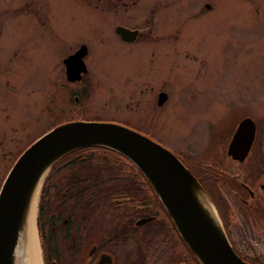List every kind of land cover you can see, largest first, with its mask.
I'll list each match as a JSON object with an SVG mask.
<instances>
[{
	"label": "rangeland",
	"instance_id": "374dc122",
	"mask_svg": "<svg viewBox=\"0 0 264 264\" xmlns=\"http://www.w3.org/2000/svg\"><path fill=\"white\" fill-rule=\"evenodd\" d=\"M25 1L33 4L32 0ZM42 1L44 9L40 20L47 22L42 35H37L41 28L37 30L32 16L14 13L6 15V22L3 20L4 33H9L5 42L11 43L15 52L9 63L12 75L8 76V86L0 81V92L8 102L5 106L8 120L19 122L21 126L6 134L12 141L0 145V184L15 158L30 142L65 121H126L131 129L166 147L184 164V159L188 158L194 166L206 163L207 154L212 151L207 145L210 139L201 142L206 127L209 131L206 135L214 137L211 133L219 124L231 122V119L226 121L229 90H234V122L243 115L264 121V0H140L125 12L113 14L98 13L76 0ZM4 2L0 0V10ZM20 2L13 0V8ZM203 2L209 4L208 8L201 6ZM196 5L206 12L199 18L184 21V35L177 39V43L181 39L189 42L186 57L185 52L166 53L165 58L172 60L155 62L152 70L143 61L145 46H130L129 51L121 52L124 46L114 37V23L141 24L146 11L152 9L161 18L154 32L161 28L173 34L178 28L175 16L196 9ZM32 10L37 12L36 8ZM164 16L173 19L165 20ZM50 29L60 40L54 47L49 43L53 37L49 35L52 34ZM81 41L87 44L89 51L85 59L86 72L78 82L70 83L63 78V67L58 62L60 92L54 96L51 80L57 60L53 52L61 53L62 57L73 43L77 48ZM3 58L1 52L0 62ZM202 61L206 66L203 73V67L196 66ZM138 70L140 76L156 75L158 81L160 78L165 83L164 90H168L169 96L166 107L158 108L154 99L141 90L137 96H129ZM216 77L220 79V99L212 97ZM82 88L85 93L77 95ZM145 120L153 124L150 126ZM94 167L97 166L93 165V172ZM96 174H103L102 170ZM256 214V211L244 210L241 221L227 227L239 256L252 264L255 262L244 256L264 250V216L262 223ZM217 217L222 225L218 213ZM145 226L139 228L140 235L148 229V239L159 236L156 234L160 230L158 225Z\"/></svg>",
	"mask_w": 264,
	"mask_h": 264
},
{
	"label": "flooded vegetation",
	"instance_id": "af4514ba",
	"mask_svg": "<svg viewBox=\"0 0 264 264\" xmlns=\"http://www.w3.org/2000/svg\"><path fill=\"white\" fill-rule=\"evenodd\" d=\"M76 1L102 14L125 12L140 2V0ZM5 2L3 10H0V53L2 52L4 56V60L0 62V81L7 87L8 76L12 75L9 63L15 50L11 43L5 42V38L9 33H4V31L6 32L5 22L7 20L4 18L7 14L13 15L14 13H21L22 16L26 17L32 16L34 19L33 24L38 26L37 30L41 28L37 33L38 36L44 34L43 31L47 28V22L40 20L41 12L44 9L42 0H35V2L32 0L33 4L21 0L20 5L14 8L13 0H5ZM92 2L95 3L92 4ZM201 6L208 8L209 4L203 2ZM198 7L199 5H196V9L193 7L194 9L190 12H182L183 15L180 17L175 16L178 28L173 34L167 31L164 32L161 28L154 32V28L158 22H161V18L157 17L156 12L150 9L143 16V22L141 23L143 25H129L124 22L114 23L112 27L114 37L120 41V45L124 46L120 49L123 53L129 51L130 46H133V48L141 45L145 46L146 58H143V61L148 63V66H151L153 70L155 66L153 63L158 61L166 63L165 61L172 60L165 58L166 53L178 51L177 54L185 52L183 53L184 57L188 55L189 42L181 39L177 43V39L179 36L184 35V21L189 18H199L206 12L200 11ZM32 8H36L37 12H33ZM163 19L171 21L173 17L164 16ZM117 27L134 31L132 39H123L116 32ZM180 29H182L181 32ZM49 32L52 33L49 35L53 36L49 39V43L54 47L60 40L55 31L50 29ZM28 34L21 33L23 36ZM127 36H130V34ZM37 40L39 41V38ZM72 45L62 57L61 53L53 52V56L57 60L51 80L54 96L59 95L60 92V67L58 62L63 67V78L68 81L65 76L64 60L81 47H83L84 52L80 60L85 71L80 72L78 80L68 82H78L81 75L86 72L85 59L89 54L87 44L81 41L77 48H74V43ZM203 65V61L196 65L198 68L203 67L201 73L206 68ZM135 76L137 80L132 83L133 88L129 96H137L141 90V92H145L150 98L154 99L158 108L166 107L169 96L168 90H164L163 84L165 83L160 78L158 81L156 75L151 78L140 76V70L136 72ZM216 78L212 97L220 99V79L219 77ZM143 83L145 85L141 86ZM83 93H85L84 88L80 89L77 95ZM228 94L230 105L226 107L227 113H225L229 114L226 121L231 119V122L219 124V128L217 127L218 129L211 133L214 137L206 135L208 134V128L206 127V131L203 133L204 137L201 138L203 143L208 142L210 139L207 145L212 148V151L207 154V162L194 166L188 158L184 161L214 203L229 244L233 251L238 253L231 238V232L228 231L227 227L234 225L237 221L240 222L241 213L244 210L256 211L259 216H256L257 214L255 216L263 223L261 218L262 215L264 216V121H257L248 115H243L234 122V90H229ZM42 96L45 98V93ZM160 96L163 97V101L158 104L157 100ZM7 103L6 96L0 92V145H7L12 141L11 137L7 139L6 134L20 128L17 127V125H20L19 122L8 120L5 113ZM156 106L153 109L155 112ZM244 118L252 122L253 133L252 140L250 139V143H247L248 148L244 157L239 158L241 153H237L238 148L245 143L250 126L246 124L244 128L242 127L235 141V144H237L235 147L234 132L239 121ZM112 121L131 128L126 121ZM145 122L148 125L153 124L146 120ZM203 138L205 139L203 140ZM99 169L106 175L103 179L105 181H101L95 187L93 186L92 176L93 165L84 161L74 163L71 158L61 166L59 178L56 180L54 187H51V190L52 183L50 185L46 182L42 185L41 202H43V210L41 214L38 213L36 231L43 264H188L185 255L188 248L178 235L162 206L155 202L154 197L151 195V189H148L150 191L148 196L131 180V176L121 177L120 174L115 173L110 168L107 171L103 167ZM107 178L111 181H108ZM44 188L45 192H43ZM47 193L50 195L51 202L48 206H45ZM152 223L159 226L160 230L156 233L159 235L157 238L153 235V238L148 239L146 235V232H149L148 229L142 231L141 235L139 234L140 227L149 226ZM151 234L154 233L151 232ZM244 257H249L253 263L255 262L254 264H264V250L259 254L255 253Z\"/></svg>",
	"mask_w": 264,
	"mask_h": 264
},
{
	"label": "water",
	"instance_id": "95a60500",
	"mask_svg": "<svg viewBox=\"0 0 264 264\" xmlns=\"http://www.w3.org/2000/svg\"><path fill=\"white\" fill-rule=\"evenodd\" d=\"M116 32L126 40L134 35L122 27H117ZM83 52L81 47L64 60L68 81L78 80L80 72L85 71L80 60ZM162 101L163 97H158L157 103ZM246 124L250 126L249 133L238 148L239 158L244 157L247 143L252 140V122L247 118L240 120L234 132L235 147ZM91 146L117 152L140 171L199 264H252L232 250L208 195L170 150L119 123L81 120L62 122L45 131L19 153L7 170L0 184V264H13V249L24 212L53 164L74 150ZM200 199L213 217L202 207ZM34 228L36 232L35 221Z\"/></svg>",
	"mask_w": 264,
	"mask_h": 264
},
{
	"label": "trees",
	"instance_id": "16d2710c",
	"mask_svg": "<svg viewBox=\"0 0 264 264\" xmlns=\"http://www.w3.org/2000/svg\"><path fill=\"white\" fill-rule=\"evenodd\" d=\"M82 157V158H81ZM72 162H79L84 161L87 163H90L92 165H96V170L93 172V186H98L101 181H103L105 174L97 175L96 172L99 170L98 167L105 168L104 170L107 171L108 168L113 169L115 173L120 174L121 177H127L128 175L131 176V180L136 183V185L139 187V189L143 190L146 195L150 193L148 189H151L146 180L143 178V176L140 174V172L127 160H125L123 157H121L118 153H116L113 150H110L108 148L104 147H98V146H91V147H84L77 150H74L66 155H64L62 158H60L53 166L50 168L48 173L46 174V177L44 178L43 185L47 183L53 184L50 186L53 188L55 185L56 180L59 178L60 174V168L65 163L68 162V159ZM109 179V178H107ZM44 187V186H43ZM43 192H45V188L43 189ZM208 194V193H207ZM151 195L154 197L155 202L160 205L157 198L153 194L151 190ZM49 193L46 195L45 200V206H48L51 200L49 199ZM149 196V195H148ZM42 198V189L41 194L39 195V200L37 203V214L36 219H38V213L42 212L43 210V202H41ZM41 202V204H40ZM161 206V205H160ZM39 214V215H40ZM185 255L188 260V264H199L196 259L192 256V254L188 251L185 252ZM251 261V260H249ZM252 262V261H251Z\"/></svg>",
	"mask_w": 264,
	"mask_h": 264
},
{
	"label": "bare ground",
	"instance_id": "6f19581e",
	"mask_svg": "<svg viewBox=\"0 0 264 264\" xmlns=\"http://www.w3.org/2000/svg\"><path fill=\"white\" fill-rule=\"evenodd\" d=\"M38 193L39 185L35 194L29 200L18 229L16 245L13 249V264H41L34 228ZM200 204L207 211L208 215L210 214L213 217L211 210L201 199Z\"/></svg>",
	"mask_w": 264,
	"mask_h": 264
}]
</instances>
